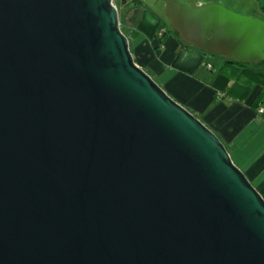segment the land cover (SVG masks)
<instances>
[{
	"label": "water",
	"instance_id": "1",
	"mask_svg": "<svg viewBox=\"0 0 264 264\" xmlns=\"http://www.w3.org/2000/svg\"><path fill=\"white\" fill-rule=\"evenodd\" d=\"M163 12L188 46L264 60V19ZM0 264H264V196L136 63L114 0H0Z\"/></svg>",
	"mask_w": 264,
	"mask_h": 264
},
{
	"label": "crops",
	"instance_id": "2",
	"mask_svg": "<svg viewBox=\"0 0 264 264\" xmlns=\"http://www.w3.org/2000/svg\"><path fill=\"white\" fill-rule=\"evenodd\" d=\"M235 1L252 10L250 14L257 11L264 13V0ZM138 21L142 25L149 24L148 38L155 42L149 45L150 49H157L163 54V59L157 64L151 53L162 87L217 134L228 148L233 162L264 196V113L252 105L260 86L246 100H234L222 95L223 90L232 83L231 70L222 71L221 66L211 73L217 67L213 63L212 69L205 66L209 62L208 54L183 45L175 35L165 33L166 28L154 31L158 24L155 18L146 22L144 16L140 15ZM139 32L137 27L136 35ZM260 107H264V103Z\"/></svg>",
	"mask_w": 264,
	"mask_h": 264
},
{
	"label": "rangeland",
	"instance_id": "3",
	"mask_svg": "<svg viewBox=\"0 0 264 264\" xmlns=\"http://www.w3.org/2000/svg\"><path fill=\"white\" fill-rule=\"evenodd\" d=\"M130 0H114L115 5L118 8L119 11V19H120V25L123 26V29L129 37L130 41V48L133 51V55L135 58L136 63L141 66L143 69H147L146 71H149L154 76L153 78L161 85L162 82L159 80L158 73L154 70L153 60L155 56V62L159 64V62L163 59V54L161 51L155 49L152 51L150 47L155 44L151 40V38H148V31H149V24L142 25L141 22H139L140 15H143L146 22L150 20H154V18L157 20L158 24L157 27L154 29V31H158L162 29V25L167 23V17L165 16L163 12V6L165 0H141V6L137 8L136 10L129 9L125 6V3H127ZM204 1H216V0H204ZM217 2L227 6L228 8L242 14V15H254L258 18L264 19V13L257 11L254 12V14H250L252 10L249 8L247 9L242 3L236 2L235 0H217ZM232 5H236L233 8ZM245 7V8H241ZM129 19L130 21H127ZM127 22H130V24H126ZM123 24V25H122ZM125 25V26H124ZM168 25V23H167ZM137 27L141 32H139L137 35ZM163 31V30H162ZM158 34V33H157ZM164 36V35H163ZM162 36V37H163ZM135 39H137V43L135 42ZM149 45H151L149 47ZM154 55H152V54ZM206 63H213L217 68L214 69V71L211 73H214L216 70H219V67L222 66V64H225L227 61L222 58L220 55H213L209 54L207 56ZM205 63V64H206ZM251 68L256 71L264 72V60L251 64ZM210 69V68H209ZM212 69V68H211ZM229 68L226 72H229ZM162 86V85H161ZM260 113H264V107H259Z\"/></svg>",
	"mask_w": 264,
	"mask_h": 264
},
{
	"label": "trees",
	"instance_id": "4",
	"mask_svg": "<svg viewBox=\"0 0 264 264\" xmlns=\"http://www.w3.org/2000/svg\"><path fill=\"white\" fill-rule=\"evenodd\" d=\"M141 3H142L141 0H130L127 3H125V6L129 9L136 10L137 8H139L141 6ZM127 21H130V20L127 19ZM167 23H168V25H167ZM167 23L164 22V24L162 25V29L166 28V30H167L165 33H168V32L172 33L173 35H175L179 39V41L183 45H186L179 38L177 33L171 29L168 19H167ZM126 24L129 25L130 22H127ZM121 28L124 31L123 26ZM159 31H161V30H159ZM204 54L209 55V53H204ZM228 68L232 72V83L230 85H228L223 90V94L226 97L229 96L230 98H232L234 100H246L251 95V93L255 90V88L257 86H260V91H259L257 97L255 98V100L253 101V104H252L256 109L259 108L264 103V72L253 70L251 68V65H247V64H243V63H235V62L234 63L226 62L225 64L222 65L221 70L225 71V70H228ZM147 72L152 77H154L152 75V73H150L149 71H147Z\"/></svg>",
	"mask_w": 264,
	"mask_h": 264
},
{
	"label": "built area",
	"instance_id": "5",
	"mask_svg": "<svg viewBox=\"0 0 264 264\" xmlns=\"http://www.w3.org/2000/svg\"><path fill=\"white\" fill-rule=\"evenodd\" d=\"M212 66H213V65H212L211 63H206V67H207V68H212Z\"/></svg>",
	"mask_w": 264,
	"mask_h": 264
},
{
	"label": "clouds",
	"instance_id": "6",
	"mask_svg": "<svg viewBox=\"0 0 264 264\" xmlns=\"http://www.w3.org/2000/svg\"><path fill=\"white\" fill-rule=\"evenodd\" d=\"M205 66H206V64H205ZM213 67V66H212ZM222 95H224L223 93H222Z\"/></svg>",
	"mask_w": 264,
	"mask_h": 264
}]
</instances>
